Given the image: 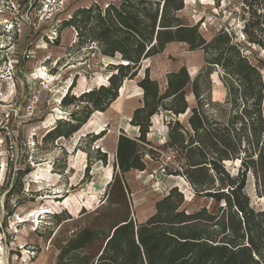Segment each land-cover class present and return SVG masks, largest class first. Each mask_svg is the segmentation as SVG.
Returning <instances> with one entry per match:
<instances>
[{"label":"trees","instance_id":"obj_1","mask_svg":"<svg viewBox=\"0 0 264 264\" xmlns=\"http://www.w3.org/2000/svg\"><path fill=\"white\" fill-rule=\"evenodd\" d=\"M213 1L217 9L230 2ZM236 2L243 43L264 51V0ZM184 9V0H112L105 8L95 3L78 9L63 23L76 31L79 47L94 45L103 57H120L122 63L108 66L107 85L80 96L72 93L73 81L60 105L74 110L69 120H59L43 138L46 142L69 139L95 113L107 112L124 82L134 80L142 63L162 54L170 43L184 44L189 52L202 51L205 67L194 79L185 66L167 74L164 92L150 78L149 69L145 71L138 83L141 107L129 122L138 136L130 138L122 131L118 137L113 176L100 205L94 211L83 209L77 218L64 212L53 215L56 226L84 224L65 239L56 234L57 264H264V206L256 210L246 193L251 174L257 197L264 199V77L235 32L222 28L206 40L200 23L188 26L180 19L178 13ZM214 73L227 91L224 103L213 101ZM188 87L196 103L192 108ZM189 110L183 124L180 117ZM162 113L171 116L164 121L167 141L156 147L148 136L153 119ZM105 135L106 130L91 137L97 142ZM167 150L178 163L177 169L166 170L167 175L183 178L197 197L221 205L217 213L207 207L188 212L184 193L173 187L146 222L133 218L124 176L145 172V159L158 161ZM99 161L107 166V154L100 153ZM238 162L236 174L231 173L227 164Z\"/></svg>","mask_w":264,"mask_h":264},{"label":"rangeland","instance_id":"obj_2","mask_svg":"<svg viewBox=\"0 0 264 264\" xmlns=\"http://www.w3.org/2000/svg\"><path fill=\"white\" fill-rule=\"evenodd\" d=\"M88 1L0 0V264H57L59 251L53 242L56 234L62 233L60 236L65 239L84 224L63 222L56 226L58 219L53 215L64 212L77 218L83 209L94 211L100 205L116 159L114 139L122 133L121 128L130 138L138 136L127 121L126 110L143 99L138 98L143 92L138 83L145 71L149 69L151 77L161 78L164 64L177 66L186 61L184 56L172 55L143 63L138 76L124 82L120 99L104 115L95 113L69 139L44 141L58 121L69 120L74 110L60 105L73 81L72 93L80 96L107 85L111 74L108 66L122 63L120 57H103L94 45L79 47L76 31L63 27ZM94 1L102 8L111 2ZM236 5V0L224 1L217 9L213 0H185L181 15L188 25L200 23V32L206 40L226 28L243 43ZM243 44L244 53L264 77V51ZM191 74L194 77L195 67ZM212 79L214 99L224 103L227 95L218 73ZM189 101L191 108L195 107V101L192 98ZM170 118L162 113L153 119L148 139L154 146L167 141L164 121ZM180 120L186 124L187 116ZM104 130L106 135L93 142L91 136ZM100 153L107 154V166L99 161ZM145 160V172L129 175L127 180L124 176L131 191L134 219L148 217L173 187L184 193V208L188 212L203 207L211 213L218 212L221 205L197 197L181 177L167 175V169L173 171L178 165L171 151L162 152L158 161ZM88 165L91 166L87 172ZM238 165L239 162L228 163L227 168L236 174ZM246 193L252 207L261 210L264 199L257 197L251 174Z\"/></svg>","mask_w":264,"mask_h":264},{"label":"crops","instance_id":"obj_3","mask_svg":"<svg viewBox=\"0 0 264 264\" xmlns=\"http://www.w3.org/2000/svg\"><path fill=\"white\" fill-rule=\"evenodd\" d=\"M111 2L110 3H112V0H110ZM185 1V0H184ZM89 3H86L84 6H82L81 7V9L82 8H89L90 6H92L93 4H98L99 5V3H97V1H94V0H89L88 1ZM110 3H108V4H105L104 5V7H107ZM101 6V5H100ZM184 11V10H183ZM183 11H181V12H179L178 13V16L180 17V19H184L183 17H182V15H181V13L183 12ZM184 21V20H183ZM184 23H185V21H184ZM186 24V23H185ZM186 25H188V24H186ZM188 26H192V25H188ZM194 26V25H193ZM216 35V34H215ZM214 35V36H215ZM213 36V37H214ZM212 37V38H213ZM211 38V39H212ZM181 48H184V53L182 54L181 53ZM172 55H178V56H184V59H186V61L184 62V63H180V64H177V66H171V65H167V64H164L165 66H164V68H162V71H161V73H164V75L161 77V78H153V77H151V74H150V78L152 79V80H154V81H157L158 82V84H159V86H160V90L163 92V90L162 89H164V91L166 90V86H167V78H166V76H167V74H170V73H176V72H178L182 67H186L187 68V70H188V73H189V75H190V77L192 78V79H194L197 75H198V73L203 69L202 68V66H203V64H205V61H204V55H203V52L202 51H196V52H189L188 51V47L186 46V45H184V44H180V43H170V44H168L166 47H165V50H164V52L162 53V54H159V55H157V56H155V57H153V58H151V59H148V60H146V61H144L143 63H145V62H152V61H156V60H161L162 58H164V57H169V56H172ZM192 56H194V58L195 59H192ZM143 63H142V66H143ZM167 66V67H166ZM193 67H195V74H194V77L192 76V74H191V70L193 69ZM202 68V69H201ZM201 69V70H200ZM211 78H212V76H211ZM213 80V79H212ZM213 82V81H212ZM161 83H163V86L161 85ZM222 89H223V91H224V94L225 95H227V91H226V89L224 88V86H223V84H222ZM121 90H123V88L121 89ZM141 90V89H140ZM121 92V91H120ZM141 92H142V90H141ZM186 92H187V100H188V103H189V106H190V108H191V105H190V101H189V98H192L194 101H195V99H194V96H193V93H192V89H191V87H188L187 88V90H186ZM143 95V92L139 95V100L143 97L142 96ZM212 98H213V101H215V99H214V93H213V90H212ZM119 99H120V97H119ZM118 99V100H119ZM118 100L115 102V103H117L118 102ZM141 102H142V99H141V101L140 102H138V104L134 107V108H129L128 110H126L127 112V116H129V118L130 119H127V121H131V119H132V117H133V114H134V112H135V110L137 109V108H139V107H141ZM115 103H113L112 104V106L115 104ZM111 106V107H112ZM110 107V108H111ZM109 108V109H110ZM190 110L187 112V114H185V115H183V116H187V120H188V117L190 116ZM102 114H105V113H102ZM189 114V115H188ZM182 117V116H181ZM181 117H180V119H181ZM187 120H186V122H187ZM129 125V124H128ZM133 128V127H132ZM133 129H135L137 132H138V129H136V128H133ZM121 130H125L124 128H121ZM125 132V131H124ZM167 132H168V129L166 130V138H167ZM150 135V134H149ZM117 141H118V137H116L115 139H114V144H113V154L114 153H116V150H117ZM137 173H143V172H139V171H130V172H128V173H126L125 174V177H126V180H127V178H128V176L129 175H132V174H137ZM112 176H113V173L111 174V177H110V181H111V179H112ZM182 181H185L184 179H182V178H180ZM127 182V181H126ZM128 184V183H127ZM155 213V206H154V211L150 214V215H148V217H146V218H144V219H141V220H138L137 222L138 223H144V222H146L153 214Z\"/></svg>","mask_w":264,"mask_h":264},{"label":"bare ground","instance_id":"obj_4","mask_svg":"<svg viewBox=\"0 0 264 264\" xmlns=\"http://www.w3.org/2000/svg\"><path fill=\"white\" fill-rule=\"evenodd\" d=\"M100 56H101V55H100ZM98 115H100V116H101V115H104V114H102V113H98ZM127 117H128V119H130V118H129V116H127Z\"/></svg>","mask_w":264,"mask_h":264},{"label":"built area","instance_id":"obj_5","mask_svg":"<svg viewBox=\"0 0 264 264\" xmlns=\"http://www.w3.org/2000/svg\"><path fill=\"white\" fill-rule=\"evenodd\" d=\"M241 39L244 40V37L242 36Z\"/></svg>","mask_w":264,"mask_h":264}]
</instances>
